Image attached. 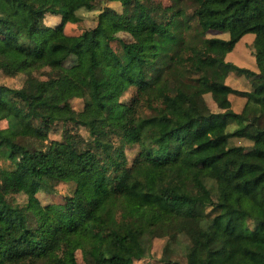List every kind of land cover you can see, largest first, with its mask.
I'll use <instances>...</instances> for the list:
<instances>
[{
	"label": "trees",
	"instance_id": "trees-1",
	"mask_svg": "<svg viewBox=\"0 0 264 264\" xmlns=\"http://www.w3.org/2000/svg\"><path fill=\"white\" fill-rule=\"evenodd\" d=\"M108 1L0 0V69L18 57L29 75L62 70L83 98L77 116L62 114L69 97L55 88L0 82V144L14 163L0 165V264H79L77 248L83 264H133L154 236H166L161 264H264V205L251 195L264 193V0H169V18L147 0ZM81 7L98 9L95 24L66 31ZM47 13L59 21L46 23ZM245 32L254 33L251 78L225 58ZM233 72L248 85L230 81ZM206 92L244 100L235 110L225 96L212 110ZM188 106L196 114L182 119ZM79 125L81 149L71 140ZM100 155L112 173L98 190L86 174ZM217 160L238 174L222 175ZM75 173L62 202L40 200V187Z\"/></svg>",
	"mask_w": 264,
	"mask_h": 264
},
{
	"label": "rangeland",
	"instance_id": "rangeland-1",
	"mask_svg": "<svg viewBox=\"0 0 264 264\" xmlns=\"http://www.w3.org/2000/svg\"><path fill=\"white\" fill-rule=\"evenodd\" d=\"M147 2L161 9L163 18L171 17L172 11L168 7H166V4L169 2V0H147ZM107 3L113 5L117 9L120 8L119 1L113 0L108 1ZM97 12V8H79L77 10V13L80 15L79 20H77L76 22L67 23L65 28L66 31L74 32L79 29L92 27L95 24ZM58 17L59 15L56 14H48L45 16L44 20L47 23H54L58 21ZM251 35L252 32L244 33L235 42V45L229 51V54L227 52V56H225L227 57L226 59H230L240 67L247 69L245 73L248 78L254 76V72L257 71L254 55L251 52L250 41L248 40ZM112 44L115 48H117L115 40L112 41ZM74 60L75 57L73 55H70L62 62L64 65H71L74 63ZM21 65L22 63L20 61V58L18 57H12L10 60H8L3 70L0 69V82L16 87L21 86L28 93H34L39 89H44L45 92V88L53 87L57 91L61 92L65 97H69L68 101L70 103V105L58 106L55 108L56 111H54L62 114L72 113L77 116V112L83 106V98L77 95L80 92V89L71 76H69L62 70L55 69L52 71L45 68L40 69V71L37 70L33 74L29 75L27 72L20 69ZM246 76L243 74L239 75L237 73H234V75H231L229 77V80L244 87L248 85V78ZM38 81L42 84H40ZM108 88L109 84L104 83L98 88V92H102L104 90H107ZM130 91L131 89H128L123 97H127L130 94ZM72 95L77 96L71 97ZM204 96L212 110L219 109L220 100L225 96L231 100V107L235 110H238L241 107L244 100L243 97L235 93L222 95L206 92ZM86 109L88 113L94 112L95 104L91 103L87 105ZM195 114V108L192 106H188L186 108V111L181 115V118L186 119L190 116H194ZM5 124L6 119L1 118L0 126H3ZM68 124L70 125L71 123L69 122ZM60 125L61 123L56 124L54 128L49 131V137L58 136ZM232 125L233 123H230L229 127H231ZM196 126L198 127V132H203L207 129V124H205V121H203L202 118L197 119ZM78 129L83 137L80 135H74L71 137V140L73 141V143H75L77 149H81L86 143L85 138L87 137L88 132L83 125H79ZM124 149L127 153L128 158L131 159L135 152V147L125 145ZM216 162L218 165V169L222 175L231 178L232 176L238 174L236 167L221 165L218 163V160ZM111 164L112 163L109 158L100 155L93 170L86 174L87 178L94 188L101 190L104 187L105 176H109L112 173ZM0 165L6 168H10L14 165L11 158L8 157V145L5 143L0 144ZM81 175V173L71 174L65 179L58 181L52 187H40L37 191V195L43 203L62 202L63 195L69 192L72 183L70 182V180H77ZM182 181L186 182L187 179H184ZM251 195L256 201L264 205V193L262 192L260 187L255 188L252 191ZM13 196L18 201H22L23 199H25V196L21 193H14ZM165 240L166 236H154L150 243V250L148 254L139 259H135L133 264H161L162 260L160 259V256L162 254V247ZM75 257L79 264H83L81 252L78 248L75 250Z\"/></svg>",
	"mask_w": 264,
	"mask_h": 264
},
{
	"label": "crops",
	"instance_id": "crops-1",
	"mask_svg": "<svg viewBox=\"0 0 264 264\" xmlns=\"http://www.w3.org/2000/svg\"><path fill=\"white\" fill-rule=\"evenodd\" d=\"M111 1H113V0H111ZM82 8V7H81ZM78 10V9H77ZM48 14H51V13H47L46 15H48ZM45 15V16H46ZM56 15H58V14H56ZM45 18V17H44ZM59 19H60V16L58 17ZM59 19H58V21H59ZM45 21V20H44ZM58 21H56V22H54V23H48V24H55V23H57ZM47 23V22H46ZM246 33V32H245ZM253 36H254V33L252 32V35L248 38V40L249 41H251L252 39H253ZM235 45V44H234ZM230 51V50H229ZM229 51H228V54H229ZM225 56H227V53L225 54ZM225 58H227V57H225ZM230 60V59H229Z\"/></svg>",
	"mask_w": 264,
	"mask_h": 264
}]
</instances>
